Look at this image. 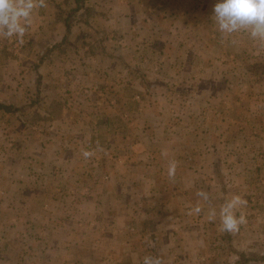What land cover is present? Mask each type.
<instances>
[{
    "label": "crops",
    "instance_id": "crops-1",
    "mask_svg": "<svg viewBox=\"0 0 264 264\" xmlns=\"http://www.w3.org/2000/svg\"><path fill=\"white\" fill-rule=\"evenodd\" d=\"M216 2L205 0L200 7V0H86L83 8L72 13L76 0H46L45 7L33 12L25 33L34 41L35 62L0 58V103L18 108V145L30 148L34 166L47 157L60 166L78 167L77 174L68 172L67 176L89 183L82 194L93 198L82 205V237L71 233L63 243L60 237L49 236V246L62 241L68 250L57 257L54 254L45 264H61L66 257L76 264H136L145 256L160 257L164 251L171 261L183 264L205 260L200 256L207 251L209 231L200 232L198 223L191 231L188 214L196 206L192 200L198 198L197 169L183 174L177 167L174 179L166 173L172 160L178 166L189 162L182 159L181 138L174 135L170 141L167 136L171 128L181 129L182 122L175 118L171 126L162 120L153 124L146 102L160 86V78H154L158 76L150 70L161 59L166 67L159 65L168 69L167 61L180 52L172 43L173 32L185 26L197 32L194 24L201 20L209 22L206 27L210 28L204 29L215 33ZM184 7H192L187 24L182 20L187 13ZM69 16L72 24L67 33ZM3 40L0 55L5 49ZM44 53L50 59L41 57ZM190 54L193 64L192 48ZM181 62L174 57V63ZM160 94L164 97L159 100L168 96ZM23 106L28 108L20 109ZM166 112H160L162 119ZM8 114L0 111V115ZM27 116L34 119L27 122ZM40 117L47 118L42 125ZM84 151L92 155L85 159ZM190 161L199 163L197 158L190 157ZM10 179L15 187L6 188L2 206L5 212L17 213L20 220L12 222L23 228L22 214L33 213V208L36 212L42 199L37 192L22 188L11 174L3 181L9 185ZM205 192L211 195L210 204L208 200L201 206L205 217L200 220L209 226L213 221L209 215L215 210L214 191L209 192L207 185ZM63 225L72 228L74 221ZM178 231L187 235L181 234L178 240ZM10 241L4 238L5 243ZM163 242L169 245L160 247L161 251L158 246ZM0 256L5 258H0L1 264L12 261L5 253ZM216 259L221 261L220 255ZM22 260L19 255L15 264Z\"/></svg>",
    "mask_w": 264,
    "mask_h": 264
},
{
    "label": "rangeland",
    "instance_id": "rangeland-1",
    "mask_svg": "<svg viewBox=\"0 0 264 264\" xmlns=\"http://www.w3.org/2000/svg\"><path fill=\"white\" fill-rule=\"evenodd\" d=\"M203 1L200 0L198 6L202 7ZM191 9L184 7L187 13L182 20L185 24L192 19L191 14L187 15ZM176 18L174 15L173 19ZM208 23L200 20L194 24L197 32L186 26L182 30L176 28L171 39L180 52L172 54V62L167 61L168 69L161 67L165 65L161 59V63L150 70L158 76L154 78H160L157 81L160 86L153 89L155 94H159H154L146 103L152 109L153 124L162 120L171 126L175 124V118L181 120V129L177 128L175 132L171 128L167 135L170 141L174 135L181 138L178 147L182 149V159L189 160L177 167L183 174L197 169L199 191L205 192L207 185L209 192L214 191L212 200L216 217L209 226L200 220L205 217L204 213H200L201 216L188 213L191 231L197 227L196 223L200 232L209 231L206 237L207 251L200 256L205 260L189 263L264 264V47L253 43L246 33L222 38L217 30L211 33L204 29L210 28L206 27ZM4 40L2 44L5 49L0 58L12 62L26 59L35 62L32 54L34 41L28 35H24L23 48L16 55L12 43L17 41L16 38ZM191 48L194 52L193 64L190 62ZM41 57L50 59L47 53ZM174 57L181 58L182 62L174 63ZM162 92L168 96L159 100L160 96L164 97L160 94ZM160 110L167 111L164 119ZM15 113L0 115V255L5 253L8 259H12L10 264H15L19 255L23 259L22 264H45L54 254L57 257L64 249L68 250L62 241L49 246V236L60 237L63 243L71 233L82 237V205L87 206L93 198H89L87 193L82 194L83 189L89 188V183L82 181V178L67 176L68 172L77 174L78 167L60 166L55 159L46 160L47 157L39 161L38 166L32 164L30 148L18 145L15 127L19 119ZM32 119L27 116L24 120L29 122ZM39 121H42V125L47 118L40 117ZM190 157L192 160L197 158L200 164H190ZM6 174L15 176L22 188L37 192L42 199L36 212L30 206L33 213L27 210L22 214V221L26 224L23 228L12 222L13 219L20 220L16 218L19 217L17 213L5 212L2 206L6 188L15 187L13 179L9 180V185L3 181ZM234 195L247 201L246 206L238 208L235 213L239 216L243 212L247 223L241 225L238 232L227 233L221 230L219 210ZM180 202L184 204V200ZM192 203L201 207L207 201L198 196ZM70 220L74 221V227L63 225ZM186 232L178 231V240L181 234L187 235ZM5 237L11 241L5 243ZM19 239L21 244H18ZM168 245V242H163L158 248H168ZM219 255L221 261L216 259ZM160 258L163 264H183L179 260L171 261L165 251ZM4 261L2 263L7 262ZM78 263L82 264V261ZM61 264L76 263H70L66 257ZM136 264H143V261Z\"/></svg>",
    "mask_w": 264,
    "mask_h": 264
},
{
    "label": "clouds",
    "instance_id": "clouds-1",
    "mask_svg": "<svg viewBox=\"0 0 264 264\" xmlns=\"http://www.w3.org/2000/svg\"><path fill=\"white\" fill-rule=\"evenodd\" d=\"M46 6V0H0V38H16L23 43V37L31 25V17L37 8ZM212 20L216 30L222 38L232 37L237 33H246L248 38L260 47H264V0H217L213 6ZM85 159L92 153L84 151ZM162 155H167L163 152ZM177 162L172 160L168 165L169 178H175ZM204 201L209 200L208 193H197ZM247 201L239 195H234L220 207L219 217L221 230L227 233H236L241 225L247 223L243 212L237 216L236 210L246 206ZM201 207L196 205L189 214H200ZM216 217L213 210L209 220ZM143 264H163L160 257L145 256Z\"/></svg>",
    "mask_w": 264,
    "mask_h": 264
},
{
    "label": "trees",
    "instance_id": "trees-1",
    "mask_svg": "<svg viewBox=\"0 0 264 264\" xmlns=\"http://www.w3.org/2000/svg\"><path fill=\"white\" fill-rule=\"evenodd\" d=\"M85 1L86 0H76L77 8L74 9L72 13H76L81 7L83 8V5H84V2ZM71 24H72L71 16H69V18L66 20V24H65L67 33H70ZM65 41H67V35L64 37L63 42H65ZM16 109L17 108H15V107H13L11 105H7V104L0 103V111H4L6 113H14V112H17L18 111ZM240 256L241 257H244V254H241Z\"/></svg>",
    "mask_w": 264,
    "mask_h": 264
},
{
    "label": "built area",
    "instance_id": "built-area-1",
    "mask_svg": "<svg viewBox=\"0 0 264 264\" xmlns=\"http://www.w3.org/2000/svg\"><path fill=\"white\" fill-rule=\"evenodd\" d=\"M12 43H13V48H14L15 55L19 54V52L23 48V43H20L18 41H12Z\"/></svg>",
    "mask_w": 264,
    "mask_h": 264
}]
</instances>
